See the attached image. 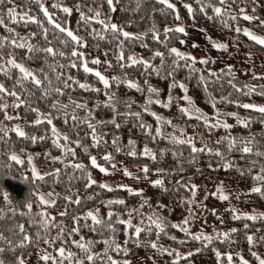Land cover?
Masks as SVG:
<instances>
[{"label":"trees","instance_id":"obj_1","mask_svg":"<svg viewBox=\"0 0 264 264\" xmlns=\"http://www.w3.org/2000/svg\"><path fill=\"white\" fill-rule=\"evenodd\" d=\"M45 6L48 8L49 12L54 14V19L64 26H67L68 15L63 14L58 9L53 8L52 4L54 0H43ZM177 9L181 20L178 23L183 25L194 26V28H202L206 33L215 39L224 40L228 43L229 50H218L215 48H208L211 55H227L231 53L238 58L237 64L235 63L231 66L232 72L228 73V66L221 67L216 70L217 76H211L210 63L204 65L196 63L195 67L199 69L198 73L190 72L189 68L183 66V62L177 68L174 78L178 81H182L186 84L188 88V95L193 98L197 107H199L203 112L207 113L209 116L214 115L215 110L210 104L209 93L212 97L217 100L216 108L219 109L221 113L236 112L238 115L244 119L248 118L252 121L248 128L241 127L236 123L234 117L222 115L221 120H226L227 123L232 124L233 127L230 130H225L223 128L219 129H208L205 128L202 122L196 119H189L179 112V107L184 105V101L180 99L184 95L181 89L176 88L171 90V95L175 98L171 107L163 108L159 105H153L152 109L157 113L163 115L166 119L171 120L178 128H172L171 126H164V134H175L177 137H194V143L197 148H203L205 145L207 148L219 150L224 153V156L229 160L234 162V166L229 169H224L221 167L222 161L219 157L215 156L214 153L210 154L205 151L202 153L193 154L191 148L186 144H172L167 139L157 138L153 140L145 131H142L138 127V121L134 117L130 116H119L117 117V123L121 126L120 128H115L111 124H104L98 126L97 131L104 134V139L108 141L107 146H102L100 148H90V154L97 157L98 163L109 168L111 165L106 164L101 157L106 152H111L115 157L116 164H122L127 167H142L144 164L149 165L152 172L149 175L154 174L157 168H163L165 172L162 174L164 179L165 188L167 191H163L160 188H154L151 184H147L143 190V196H133L130 195L126 190L120 188H114L115 191L109 192L107 190L100 189L98 187L99 183H102L103 178L107 175L101 173L98 169L93 168L89 162L88 154H85L82 149L77 148L72 141L79 139L82 144L90 145L92 143L90 138V130L87 128L86 124H81L79 121L73 122L70 118L74 105L70 104L69 98L77 103H86L91 109L95 120L107 121L113 117V112L111 109L103 106V102L107 99L105 95V90L103 85L98 82V80L90 75L83 72L82 68H71L70 63L76 60L75 57L70 56L75 45L69 44L65 46L60 41L65 39L63 34L58 33L53 30L52 26L47 24L43 14L39 11V7L32 0H12V3H7V0L3 4H0V11L4 13L5 26H0V37H7L9 40L18 37H27L28 43H31L37 47H53L58 51L65 52V56H51L43 52L33 54L35 59H28V53L26 50L15 49L11 46H7L4 49L5 60L8 58L7 54L14 52L18 61H22L25 65L32 69H43V73L37 72L38 77L43 81L41 88H37L31 83L25 84L26 90L16 89L22 99L28 101L29 105L34 108H38L40 112L45 114H52L54 117V124L62 133H67L70 140L67 142L68 147H72L76 151L75 157L71 155L64 158V163L53 162L46 153H50L51 156H61L63 153L53 147L51 142V132L50 127L47 124L34 125L31 123L36 118L34 113L28 112L26 108L13 109L9 107L6 111L8 115L15 116L19 114V120H5L4 113H0V127L11 128L16 124L21 125L26 133L30 136H46L49 137L43 141H38L37 143H32L28 139H23L17 137L14 133L9 132L8 135L0 140V209H3V219H0V232L9 238L15 240L16 237L13 236V231H18L15 229V225L24 224L26 232L33 237V243L29 244L25 248H17L14 251L10 250L8 245L0 242V247H4L5 251L0 253V259H3L5 264H15L16 257L22 256L24 260L32 257V264H52V261H42L39 259L36 253L38 249H42L52 255L54 259L57 260L58 264L60 261L58 249L61 247L65 248V256L68 252L75 253V257L72 261L65 259L63 264H74L76 259H83L84 253L72 243L73 240H80L83 237L84 241H101L104 238L112 236V233L107 232L105 228L99 226L96 230H92L91 221L85 220L84 214L89 210L95 211L100 210V216L107 219L108 208L104 206L102 201L109 199H123L125 205H112L111 210L113 212L120 213L121 217L128 219V212L133 209H139L140 214L135 211L132 212V224L135 226L145 227L148 225L147 216L152 213L153 210L164 216L169 225L172 223H179L185 216H187L188 208L191 207L192 212L194 206H196V195L192 198L191 192L185 187V185L199 183H205L212 180H217L225 182L228 184H238L242 187H247L250 189L252 185L256 182L251 179L252 175L257 174L260 171V166L264 165V157L256 156V151L264 152V123L260 122V114L242 107H238V104L243 103H255L264 105V97L251 94L244 95L242 92H237L232 84L236 88H243L245 85L256 86L257 91L261 85H264V78L256 79L255 77H264V64L252 65L245 62V58L252 56L254 58H264V45L257 44L251 40L248 36L244 35L243 32H237V27H248L255 32L264 35V0H226L224 5L219 4V0H213V6H219L226 9L222 17H216L212 8L209 7L204 13L199 11L200 5L195 3V0H183V3L192 4L195 9L194 16H189L187 10L178 1ZM175 2V3H176ZM66 6L73 8L75 10V5L80 3L83 7L82 10L87 12L90 7L102 8V17L105 15L111 17L113 12H109L107 4L104 0H64ZM10 7H15L17 13L23 14L24 12L29 13V15L36 16L42 21H44V27L49 29L47 33V40L44 39L43 31L36 24H27L23 22L13 23L7 17V9ZM163 5H160L156 0H142L141 7L136 8V0H121L119 4L116 5V23L121 25L125 31L130 33H146L149 29L155 26L160 32V40L164 41V36L162 35L163 29L165 27H173L177 21L173 18V14L165 11L161 12ZM124 9V10H121ZM155 9V11H153ZM241 9L244 10L241 13ZM255 9V11H254ZM251 15L258 17V19L248 21L243 19V15ZM208 16L214 17L213 19H208ZM237 17L233 20L231 17ZM227 22L225 26L224 22ZM73 31L84 38L87 47L80 49L86 53L88 60H91L93 56L99 57L102 63L100 65L89 64V67H98L104 75L107 77H112L114 75H124L135 81L140 82L143 85L144 80H148L154 87L161 90V99H165L169 95V84L172 82L173 77H166V73L171 71L172 57L167 55V48L176 47L181 49L184 41L185 35L181 33H172V39L167 41V47L164 43L157 42L151 39V35L145 37L143 42L140 41H126L124 42L125 54L135 53L137 56L144 57L146 59H151L154 51L159 50L165 53L166 65L164 70L161 72L160 76L155 73L146 72L142 67H131L120 69L116 56L118 55L120 49L118 48V43L123 40V37L118 39H113L112 35L106 34L104 40L94 39L89 36V32L92 28L100 29V25L95 22L92 23L90 27H86L83 22L79 21V15H76L73 19ZM7 28L14 29V32L10 33ZM30 33H36L35 36H30ZM18 34V36H17ZM19 42V40H18ZM141 43L147 44V47L141 46ZM236 43V47L231 50V45ZM99 47H96V46ZM108 61L112 64L111 68H108L103 62ZM152 63L156 66L160 65V59L156 58L152 60ZM239 64L244 67L242 69ZM63 65V67H61ZM223 70V72H221ZM258 71L260 73L253 72ZM199 75H203L207 78V84L202 85L198 81ZM47 76V79H45ZM60 76L58 80L56 77ZM69 76L74 77L81 82H87L92 86L101 89L99 92L86 91L80 89L78 86L72 84V81H68L71 85L69 88H64L63 82L67 80ZM166 77V78H165ZM16 73L13 74L11 79L5 78L0 75V81L4 82L6 87L12 88L15 82ZM51 85L49 86V82ZM232 81V84L229 81ZM62 89L63 95H57L53 93L51 96L45 97L43 95L44 89L56 88ZM207 87V92L204 88ZM112 92L117 94L118 101H135L132 104V111H141V105L145 101L147 95L146 92H137L135 90L129 89L125 86H113ZM246 91V89H245ZM220 97H228L231 103L227 101H220ZM59 100L63 104H69L68 112L69 118L68 123L64 122V116L62 112L55 111L51 108L53 101ZM11 105L14 103V98L6 96L3 101ZM99 105V106H97ZM117 109L119 112L124 113L127 109L123 103H117ZM75 114L83 119L87 116V112L83 109H75ZM142 118L145 122L152 124V134L154 135L156 121L153 117L146 113H142ZM94 122V121H93ZM183 129V134L179 131ZM230 134L234 137H255V146L253 153L244 154L241 151L227 150V143L223 142L217 144V140L220 137ZM2 135V133H0ZM113 136L120 137V146L124 151L116 153L111 145V140ZM133 139L136 142V147L138 150H142L145 145H148L158 154V162H153L150 159L144 157H129L127 155L128 148L127 141ZM61 143H65L61 141ZM23 149V151H21ZM165 149V154L163 158L159 157V150ZM12 152L19 155L24 161V164H16L9 157ZM175 152L177 155L173 156L172 153ZM39 153V156L35 154ZM28 155H33V164L41 173L51 172L54 169H61L59 180L57 182L56 177H46L45 181H34L31 178V166L27 163ZM197 157L195 164L190 165L188 161L192 159V156ZM72 162L83 163L87 167V171L91 174L92 178L97 181V185L91 188L85 187L86 177L80 171L74 170L71 167H65V163L70 164ZM255 162V163H253ZM241 168L245 171V175H241L236 169ZM199 169V171H197ZM251 169V173L248 174V170ZM140 175L143 173L139 172ZM165 173H167L165 175ZM177 181L180 183L177 184ZM55 192L59 193V197L53 195L57 200L54 207H48L47 205H42L38 201V194ZM247 191L246 193H248ZM7 193L8 200L4 199V194ZM71 196L73 199L79 198L81 200L80 204L71 203L65 200L63 197ZM93 197L88 199V197ZM194 199V202L189 205L188 203H181V199ZM147 200V203H144ZM10 201V203L8 202ZM208 207V211L204 216V220L207 222H212L215 228L222 229L225 228L226 231L231 228H237L239 231L233 233L231 239L235 243H226L215 241L211 246L204 247L203 243L200 241L192 240L185 233L180 232L177 229L171 228L170 226L166 229L168 235H161L159 239V244L169 250L175 249L180 254L184 255L189 252H194L195 254L186 260H180L178 264H227L226 258H222L220 261L217 260L213 249H218L221 253H231L236 251V253L242 252L246 249L247 241L244 238L246 234L260 229L264 225V221H248L246 219L242 220H232L231 218L221 219L218 221V217L222 214L226 215L229 211H226L227 206H224L225 202L215 198L212 195H206L204 198L199 200ZM239 204L244 206H254L257 208L264 209V198L259 197L257 194L241 195L238 198ZM31 202L32 209L28 212V209L24 206ZM141 205H143L141 207ZM160 205H165L166 207H160ZM15 210L13 214L12 210ZM212 210H215V215L212 214ZM27 213L26 215H20V212ZM45 212L50 217H54L53 223L55 227L49 226L48 230L45 232L44 229H39L42 237H46L52 240L60 234V229L63 228L64 232L59 236V239L54 240L51 244H45L43 239L36 241L35 235L38 231L36 226H33L29 221L32 219H37L36 216L39 212ZM61 212H66L67 215L60 216ZM73 217H80L79 221H74ZM213 219V220H212ZM115 220V217H113ZM194 218L191 219L189 228L191 231V224ZM248 223L249 228L245 229L244 224ZM87 225V226H86ZM213 225V226H214ZM118 229L115 233V239L117 243L121 245L122 248H127L128 252L123 251H113L109 250L108 255H111L113 259L120 261V259H126L133 255H141L146 258H150L151 254H155V261L158 264H172L175 259V253L172 256L167 254H161L159 251L152 249L151 247L140 246L137 247L134 243V237L129 239L133 229H126L124 225H115ZM73 227L79 228L78 233H72L71 229ZM12 229L13 231H9ZM193 233V232H192ZM176 236L177 240L173 241L169 239V236ZM155 240V232L147 233L142 232L140 235V240ZM125 240L128 243L125 244ZM185 241L180 243L179 241ZM105 245L103 243H95L92 247V251L101 254V258L94 261V264H105L106 256L104 254ZM199 248L200 252L196 253L195 250ZM235 253V254H236ZM234 256V264H239L238 258ZM44 255V254H43ZM249 261L252 258H249ZM122 262V261H121ZM85 264H90V262L85 261Z\"/></svg>","mask_w":264,"mask_h":264},{"label":"snow or ice","instance_id":"obj_2","mask_svg":"<svg viewBox=\"0 0 264 264\" xmlns=\"http://www.w3.org/2000/svg\"><path fill=\"white\" fill-rule=\"evenodd\" d=\"M5 0H0V4H3ZM32 2L36 3L39 7V11L43 14V17L45 18L47 24L51 25L53 30L57 31L60 34H63L65 36V39L61 40L60 42L64 44L65 46H68L69 44L75 45L73 47L72 51L70 52L71 57H75L76 60H73L69 67L71 68H82L83 72L86 74H90L94 76L100 84L103 85V89L105 90V95L107 99L103 102V106L106 108L111 109L113 112V117L110 120L103 121V120H95L93 113L91 109L88 107L86 103H77L75 101H72L71 98H69L70 104L74 105V110L70 116L71 120L73 122L79 121L81 124H86L87 128L90 130V138L92 143L90 145H84L82 142L77 139L72 141L73 144L76 145L77 148L82 149V151L85 154H88L89 162L93 168L98 169L101 173L105 175H110L109 168L101 165L97 161V157L90 154V148H100L102 146H107L108 141L104 139V134L97 131L98 126L104 125V124H111L115 128H120V124L117 123V117L119 116H130L134 117L138 121V127L145 131L153 140L157 138L167 139L172 144H186L191 148V152L193 154L196 153H202V152H209L210 154H213L220 158L222 161L221 167L224 169H229L234 166V162L229 161L225 156L224 153H222L219 150H213L210 148L205 147L203 148H197L194 143V137L187 136V137H177L175 134H168L165 136L164 134V126H171L172 128H178L177 125H175L171 120L166 119L163 115L157 113L152 109L153 105H159L163 108H169L171 107L174 97L171 95V90L179 88L182 90L184 95L180 97L185 103L183 106L179 107V112L183 114L184 116H187L189 119H196L197 121L202 122L203 126L208 129H219L223 128L225 130H230L233 125L227 123L226 120H221L220 117L222 115L234 117L236 119V123L240 125L241 127L248 128L252 121L248 118L242 119L238 113L236 112H229V113H221L219 109L216 108L217 100L215 97H212L209 93L210 97V104L215 110L214 115L209 116L207 113L203 112L199 107L196 106L195 101L191 96L188 95V88L186 84L182 81H178L174 78L175 72L177 68L181 65V62H183V66L189 68L190 72L198 73L199 69L195 67L196 63L199 64H208L210 62L209 58H200L197 60L196 57L192 56L189 53H185L177 49L176 47H170L167 48V55L172 57V63H171V71H168L166 73V77H173L172 82L169 84V95L165 99H161V90L154 87L148 80H144L143 85L135 80L130 79L127 74L124 75H114L112 77H107L104 75L100 70L94 69L92 67H89V64L92 65H100L102 61L99 57H94L91 60H88L86 57V53L83 51H80V49L87 47V44L83 37L78 36L73 30L68 28L67 26L62 25L61 23L57 22L56 19H54V14L50 13L48 8L45 6L43 0H32ZM104 2L108 6L109 12H115L117 10L116 5L121 2V0H104ZM157 3L160 5H163L164 7L161 9V12L168 11L170 14H173V18L176 21H180L181 17L179 15V11L177 9L176 4L172 3L171 0H156ZM179 2L182 4V6L187 10L189 16H194L195 9L193 8L192 4L189 3H183V0H179ZM7 3L11 4L12 0H7ZM142 0H136V8L139 9L141 7ZM195 3L197 5H200L199 11L201 13H204L205 10L209 7L212 8V11L215 13L216 17H222L226 11V9H223L219 6H213V0H195ZM226 3V0H219L220 5H224ZM53 8L58 9L60 12H62L65 15L70 16L72 14L73 8L68 7L65 5L64 0H54L52 4ZM82 5L80 3H77L75 5V10L78 12L79 15V21L83 22V24L86 27H90L93 22L96 24H99L101 27L100 29L92 28L89 32V36H91L94 39L104 40L106 38V34H111L113 39H118L119 37H123V40L118 43V48L120 49L118 55L116 56V60L118 62V66L120 69L125 68H131V67H142L146 72L155 73L157 76L161 75V72L164 70L166 65L165 60V53L156 50L152 54L151 59H146L144 57L137 56L135 53L131 54H125L124 50V42L126 41H140L143 42L146 36L149 34L151 35V39L157 42H161L165 44V47H167V41L172 39L171 34L172 33H181V34H187L185 31V27L182 24H178L173 27H165L163 29L162 35L164 36V41L160 40L161 32L153 26V28L149 29L146 33H130L128 31H125L124 28L121 25H118L117 23H114L111 21V17L104 16L102 17V8H95L90 7L87 9V12L82 10ZM124 10V9H121ZM155 11V9H153ZM241 13L244 12L243 9L240 10ZM255 11V9H254ZM7 17L10 21L13 23H20L23 22L25 25L27 24H36L44 33V39L47 40V33L49 29L44 27V21L39 19L36 16L29 15V13L24 12L23 14H19L16 11L15 7H10L7 9ZM208 19H213L214 17L208 16ZM233 20L237 19V17L233 16L231 17ZM244 20L252 21L255 19H258V17L251 16L244 14L243 15ZM225 26H227V22L225 21ZM262 24H264V21H261ZM0 26H5V19H4V13L0 11ZM7 31L12 33L14 32V29L7 28ZM203 31V30H201ZM237 32L243 31L244 35L248 36L251 40L256 42L257 44L264 45V37L257 36L249 29H240L239 27L236 28ZM30 36H35L36 33H30ZM18 36V34H17ZM19 40V42H18ZM209 40L211 38L209 37ZM212 42V47L215 49H223L227 50V45L223 43H217L215 41ZM180 43H184L183 40L180 41ZM7 46H11L15 49H21L26 50L28 55V59H35L36 57L33 55L35 53L43 52L51 56H65V52L58 51L54 49L53 47H37L31 43H28L27 37H18L13 38L9 40L7 37H0V75L4 76L5 78L11 79L13 77V74L16 73L15 82L12 85V88L9 89L6 87L5 83L0 81V101L4 100V97L9 96L14 98V103L9 105L5 102H0V113H4V119L5 120H19L20 116L19 114L12 116L7 114V109L9 107H12L13 109H21L26 108L28 112L34 113L36 115V118L31 121L34 125H42L47 124L50 127L51 132V142L53 147L60 150L63 153V157L61 156H51L50 153H46L45 155L48 156L53 162H61L64 163V158L71 155L72 157H75L76 151L72 147L67 146V142L70 140V137L67 133H62L60 130L55 126L54 124V117L52 114H45L40 112L38 108L31 107L27 100L22 99L20 93L16 89L20 90H26L25 84L31 83L37 88H41L43 85V81L38 77L37 72L43 73V69H32L29 68L23 63L22 61H18L16 54L14 52L8 53V58L5 60V52L4 49ZM141 46L147 47V44L141 43ZM96 47H99L98 45ZM193 47H196V45H193ZM159 58L160 59V65L156 66L152 63V60ZM108 68L112 67V64L108 61L103 62ZM63 67V65H61ZM228 73L231 74L232 69L231 66H228L227 69ZM223 72V70H221ZM211 76H217V73L215 71L210 72ZM165 77V78H166ZM58 80L60 79V76L56 77ZM256 79L264 78V77H255ZM45 79H47V76H45ZM68 81H72V84L78 86L82 90L86 91H93V92H99L101 89L96 88L92 86L91 84L85 82H81L80 80L75 79L72 76H69L67 80L63 82L64 88H69L71 85L68 83ZM198 81L202 85L207 84V78L203 75H199ZM49 86L51 85V81L49 80ZM230 84H232V81H229ZM113 86H125L129 89L135 90L137 92H146L147 95L145 97V101L143 105H141V111H132V104L135 103V101H118L117 94L115 92H112L111 89ZM233 88L237 92H242L244 95H251V94H257L262 97H264V85H261L259 88V91H257V87L252 85H245L243 88H236L234 84H232ZM246 89V91H245ZM204 91L207 92V87L204 88ZM53 93H56L57 95H63L62 89L59 87L44 89L43 95L45 97L51 96ZM220 101H227L231 103L228 99V97H220ZM123 103L126 107V111L124 113H121L117 109V103ZM69 104H63L59 100H55L51 104V108L55 111L62 112L64 116V122L68 123L69 118V112L67 111L69 108ZM99 106V105H97ZM238 107H242L244 109H248L254 112H257L260 114V122L264 123V105L255 104V103H243L238 104ZM75 109H83L87 112V116L81 119L75 114ZM142 113H146L154 118L156 121L155 126V134H152V124H149L145 122L142 118ZM94 121V122H93ZM3 122L0 121V124ZM179 131L183 134L184 130L179 129ZM9 132L14 133L17 137L28 139L32 143H37L38 141H43L45 139H48L49 137L46 136H30L24 128L16 124L11 128L7 127H0V140H3ZM61 141L65 143H61ZM226 142L227 143V150L233 151V150H239L244 154H250L254 151L255 146V137L254 136H248V137H234L230 134L220 137L219 140H217V144ZM111 145L116 153H120L124 151V149L120 146V137L113 136L111 140ZM128 151L127 155L129 157H144L147 159H150L153 162H158V154L156 151H154L152 148H150L148 145H145L142 150H138L136 147V142L133 139H129L127 141ZM23 151V149L21 150ZM165 154V149L159 150V157L163 158ZM36 156H39V153L35 154ZM173 156H176L177 154L175 152L172 153ZM256 156L264 157V152L256 151ZM12 161H14L16 164H24L25 161L17 155L15 152H12L9 157ZM33 155H28L27 157V163L31 166V178L34 181H45L46 177H56V180L58 182L61 169H54L51 172H45L41 173L37 167L33 164ZM101 159L106 162V164L111 165L113 169L116 168L115 163V157L111 152H106ZM197 157L195 155L192 156V159L188 161L190 165L195 164ZM255 163V162H253ZM65 167H71L74 170L80 171L84 174L86 177V184L85 187L91 188L94 185H97V181L94 180L91 176V174L87 171V167L83 163H77L72 162L70 164L65 163ZM241 175H245V171L241 168L236 169ZM124 176L139 179V175L134 174L128 170L127 167H124L122 169ZM156 173H163L165 170L163 168H157ZM199 171V169L197 170ZM139 172L143 173L144 178L148 179L149 174L152 172V169L149 167V165L144 164L140 169ZM251 173V169L248 170V174ZM167 173H165L166 175ZM251 179L256 182V184L249 189L248 193H244V195L248 194H257L259 197L264 198V165L260 166V171L251 176ZM180 182L177 181V184ZM150 184L154 188H160L163 191H167L165 188L164 179L157 178L155 180H150ZM98 187L103 190H107L109 192L115 191V189L110 186L107 183H99ZM118 188L126 190L130 195L133 196H143V190L142 189H133L128 185H117ZM185 187L191 192L192 198L195 197L196 191H197V185L195 184H189L185 185ZM49 196H57L59 197V193L55 192H49ZM212 196L217 197L221 201H228L229 195L224 192L223 185H218L216 187V191L211 193ZM39 203L42 205H47L48 207H54L57 203L56 199L48 200L45 199L43 195H38ZM65 200L70 201L71 203L80 204L81 200L79 198L73 199L71 196H65L63 197ZM93 197L89 196L88 199H92ZM4 199L8 200L7 193L4 194ZM10 203V201H8ZM194 202V199H181V203H188L191 205ZM104 206L109 209L107 212V219H104L100 216V210L96 209L95 211L89 210L84 214L85 220L91 221L92 230H96V227L99 226L101 228H105L107 232L112 233V236L102 239L101 241H84L83 237H81L80 240H73L72 243L76 245L77 248H79L85 255L83 259H76L74 264H85V261L90 262V264H94V261L101 258V254L98 252H93L92 247L95 243H103L105 245L104 248V254L106 256L105 264H131L130 261L124 260V261H117L113 259L111 255H108L109 250L113 251H123L125 253L128 252L127 248H122L119 243H117L115 239V233L118 230L115 225H124L126 226V229H133V232L129 239H132L134 237V243L137 247L144 246V247H151L152 249H155L159 251L161 254H167L169 256H172L173 253H175V259L173 260L172 264H178L180 260H186L189 257L193 256L194 252H189L187 254H180L175 249L169 250L168 248L163 247L159 244V239L161 235L167 236L168 233L166 229L170 226L171 228L177 229L180 232L185 233L188 237H190L192 240L200 241L203 243L204 247L211 246L215 241L220 242H226V243H235L234 240L231 239V236L233 233H237L239 230L237 228H231L228 231H217L215 235L206 234L205 232L201 231L199 233H192L189 228V224L191 219L194 216V213L192 212L191 207L188 208V215L185 216L179 223H172L169 225L167 219L162 216L157 211L153 210L150 215L147 216L148 225L145 227L135 226L132 224V212L135 211L137 214H140L139 209H133L128 212V219H124L121 217L120 213L113 212L111 210L112 205H125V201L123 199H109L106 201H102ZM144 203H147V200H144ZM143 205H141L142 207ZM25 208L28 209V212H31L32 204L31 202L27 203ZM160 207H166L165 205H160ZM13 214H15V210L13 209ZM226 211H231L232 220H242L246 219L248 221H264V212H256L253 210V213L249 214L246 212L238 213L237 210L233 207H230L229 209H226ZM25 212H20V215H26ZM212 214L215 215V210H212ZM3 209H0V219H3ZM60 216L67 215L66 212H61L59 214ZM37 217H39V221L37 219H32L29 221L33 226H36L38 228V231L36 232L35 239L36 241H39L43 239V242L45 244H51L54 242V240L59 239V236L63 234L64 229H60V234H58L57 237H54L52 240L47 239L46 237H42L40 234L39 229H44L46 232L51 225L52 227H55L56 225L53 223L54 217H50L47 213L41 211L36 214ZM113 217H115V220H113ZM219 218V217H218ZM80 217H73L74 221H79ZM221 223L223 221L221 220ZM87 226V225H86ZM15 229H18V231H13L12 229H9V231H13V236L16 237L15 240L7 238L3 232H0V242L3 244L8 245L10 250H15L17 248H25L29 244L33 243V237L26 232L25 225L24 224H18L14 226ZM244 228L248 229L249 224L245 223ZM72 233H78L79 228L73 227L71 229ZM142 232L147 233H153L155 232L156 239L155 240H140V235ZM249 244L250 248V254L255 257L256 261H258V264H264V258H262L257 252L251 251V246H254L256 241V237L254 235H248L246 234L244 237ZM169 239L175 241L177 240V237L172 235L169 236ZM260 240L264 241V237H260ZM180 243H184L185 241L181 240ZM125 244L128 243V240H125ZM5 251L4 247H0V253H3ZM59 257L61 258L59 261V264H63V261L65 259L72 261L75 257V253L68 252L67 256H65V248L61 247L58 250ZM201 249L197 248L195 250L196 253L200 252ZM213 252L217 258L218 261H220L222 258H226L227 264H234V256L231 253H221L218 249H213ZM236 258L239 260V264H249V261L246 260L243 255L240 253H236ZM40 260L48 262L52 261V264H58L57 260L52 257L51 254L47 253L45 251L44 255H41L39 257ZM0 264H5L3 259H0ZM15 264H25V260L22 256L16 257Z\"/></svg>","mask_w":264,"mask_h":264},{"label":"rangeland","instance_id":"obj_3","mask_svg":"<svg viewBox=\"0 0 264 264\" xmlns=\"http://www.w3.org/2000/svg\"><path fill=\"white\" fill-rule=\"evenodd\" d=\"M176 1L178 0H171V2L176 4L177 6ZM76 15H78V12L76 10H73L72 14L68 17L67 27L70 28L71 30H73L72 23ZM111 21L116 23V11L112 13ZM177 23L178 21L175 24ZM178 24H182V23H178ZM183 26L185 27V31L187 34L186 35L184 34L185 35L184 43L180 51L191 54L192 56L196 57L197 60H199L200 58H209L210 61H213V62H210V70L212 71H216L224 66H233L235 63L237 64L238 58L235 55H232L231 53L224 55V56L211 55L209 53L208 48L209 47L213 48L211 41L226 44L227 50H229L230 48L226 41L210 37L206 33V31L203 30L202 28H194V26H190V25H183ZM245 28L249 29L257 36L264 37V35L255 32L251 28L240 27V29H245ZM209 37L211 38V40H209ZM193 45H196V47H193ZM236 45H237L236 43H233L231 45V50H233L236 47ZM220 50L224 51L223 49H220ZM94 57L95 56H93V58ZM245 62L248 64H252V65L264 64V58H254L252 56H248L245 58ZM239 67L244 69V67L240 64H239ZM94 69H98V67H95ZM255 73L257 74L260 72L258 71L253 72V74ZM124 167H127V166H124L122 164H116V168L115 169L111 168L109 170L111 174L103 178L102 183H107L113 188H118L117 185L123 184V185H128L133 189L139 190V189H143L147 184H150V180L161 178L163 174V173L157 174L155 172L154 174L149 175L148 179H145L144 175H140L138 173L141 167H127L130 172L139 175L140 178L135 179V178L124 176L123 171H122ZM221 184L223 185L224 192L229 195V200L224 201L225 202L224 206H227L228 209L230 207H233L237 210L238 213L246 212L249 214L253 213V210H255L256 212H264V209L262 208H257L254 206H244V205L239 204L238 198H240L241 195L249 191L247 187H242L236 183L228 184V183L217 181V180H212V181L205 182V183H199L197 185V191H196V198H197L196 206H194L193 208L194 220L191 224V232L199 233L203 231L206 234L215 235L217 231H226L225 228H222V229L215 228V225L212 222L210 223L204 220V216L209 209L205 204L199 201L202 198H204L206 195H209V194L211 195V193L215 192L216 187ZM253 186L254 185L250 187L252 188ZM48 193H40L38 195H43L45 199H48V200L55 199L54 196H49ZM231 216H232V212L229 211L226 215L222 214L218 218V221L221 219H225L226 217L231 218ZM249 235H254L257 241L254 246H251V251L257 252L262 258H264V241L260 240V237H264V225L260 229L251 232ZM249 248L250 246L247 243L246 249L239 253L243 255V257L248 261L249 259L247 257L252 258V260L249 261V264H258V261H256L255 257H253L250 254ZM232 252L233 254L236 253V251H232ZM43 254H44V251L42 249H38L36 255L41 256ZM149 256L151 257L146 258L141 255H133L126 259H120V261L128 260L131 262V264H158L155 261V258H156L155 254H151ZM32 262H33L32 257L27 258L25 260V264H32Z\"/></svg>","mask_w":264,"mask_h":264}]
</instances>
